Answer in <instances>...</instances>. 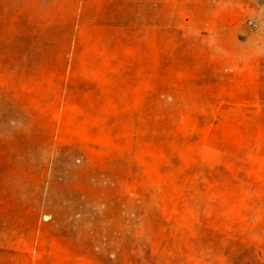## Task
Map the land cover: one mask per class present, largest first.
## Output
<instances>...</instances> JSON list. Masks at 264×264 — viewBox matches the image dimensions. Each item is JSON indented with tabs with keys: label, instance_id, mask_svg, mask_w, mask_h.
Wrapping results in <instances>:
<instances>
[{
	"label": "rangeland",
	"instance_id": "374dc122",
	"mask_svg": "<svg viewBox=\"0 0 264 264\" xmlns=\"http://www.w3.org/2000/svg\"><path fill=\"white\" fill-rule=\"evenodd\" d=\"M0 264H264V0H0Z\"/></svg>",
	"mask_w": 264,
	"mask_h": 264
}]
</instances>
